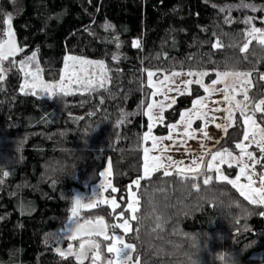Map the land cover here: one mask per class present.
Here are the masks:
<instances>
[{"label": "trees", "instance_id": "1", "mask_svg": "<svg viewBox=\"0 0 264 264\" xmlns=\"http://www.w3.org/2000/svg\"><path fill=\"white\" fill-rule=\"evenodd\" d=\"M11 2L0 0V39L5 38L6 18L13 16L10 28L23 51L15 56L16 67L5 62L7 71L0 80V180L3 181L0 183V264H77L74 257L63 258L54 252L58 247L78 243L64 235L71 225L70 206L65 197L75 196L74 190H87L94 185L110 161L112 186L117 191L109 195L121 208L114 213L100 205L82 211L81 216L85 219L102 216L109 224L116 222L118 212L126 206L128 186L141 176L143 136L148 131L143 111L151 95L147 71L156 72L160 78L161 73L203 69L209 72L205 83L210 84L217 69L223 71L235 66L245 71L255 69L254 82L264 84V80L258 79V74L264 73V48L253 41L247 58L240 51L248 27L245 20L251 18L248 8L240 7L241 0ZM244 3L263 5L264 0H244ZM256 22L264 27L263 22ZM106 24L111 27L106 28ZM217 39L220 48L214 46ZM137 40L141 42L140 48L133 46ZM33 52L46 81L58 79L67 55L103 62L110 70L108 91L54 95L51 99L25 95L21 92L19 61ZM203 93V88L195 84L188 93L177 97L164 112V123L153 129V135L166 136L168 125L176 123L181 113ZM96 128L88 137L87 149H83L78 138ZM243 130L241 121L234 124L225 132L217 149L228 148L238 154L235 145L242 141ZM63 133L70 134L69 145L77 151L83 150L87 159L78 167L75 180L66 179L63 184L42 180L44 161L66 150ZM249 151L261 157V164L264 162L256 148ZM222 170L229 177L236 175L234 167ZM176 180L174 175L162 178V173H156L151 181H142L139 215L144 217V223L132 222L134 229H140L138 240L134 233L125 237V242L138 248L142 259L147 258L149 244L159 240L156 234L159 230H154L156 223L150 215L155 209L148 205L145 193L150 191L155 200L173 205L168 210L174 212L180 195ZM216 184L254 209L255 215L237 220L239 223L235 222L231 232L219 219L214 227L203 224L206 217L211 219L214 215L209 206L204 213L186 218L182 229L191 232L206 228L213 234L219 231L224 235V245L229 246L232 237V246L237 249L258 238L257 245L241 258L242 264H264L261 215L264 206L249 204L231 185ZM56 230L57 236L64 237L59 242L50 239ZM175 230L169 224L168 231ZM118 233L114 230V234ZM217 247L214 236L211 248L214 251ZM104 255L111 257L106 252ZM204 260L208 264L207 254Z\"/></svg>", "mask_w": 264, "mask_h": 264}, {"label": "snow or ice", "instance_id": "2", "mask_svg": "<svg viewBox=\"0 0 264 264\" xmlns=\"http://www.w3.org/2000/svg\"><path fill=\"white\" fill-rule=\"evenodd\" d=\"M240 7H251L254 11L257 10L254 6L244 3V0H241ZM260 10L264 11V9ZM226 22H230V20ZM245 23L252 25V19H246ZM105 27L109 28L111 25L106 24ZM4 36L6 38L0 39V80L4 79L3 73L7 71L4 67L5 62H9V67H16L15 56L23 51L22 48L17 47L14 33L10 27ZM244 36L245 42L240 46V51L245 54V58L250 53V46H253V41L256 42V45L264 48V29L250 26ZM133 46L140 48L141 42L139 40L134 41ZM214 46L217 48L222 46L219 39ZM19 71L24 76L21 91L25 95L34 96L40 93L48 96H69L76 93H95L101 89L108 91L107 86L111 79L110 70L106 68L103 62H93L72 55L65 57V71L59 82L50 83L43 79L35 52L19 61ZM255 74V69L245 71L235 66L226 67L223 71L217 69L215 71L217 78L211 81L209 87L201 79L209 75L207 70L172 71L170 74H165L162 79L158 77L156 72L147 71V87L153 89L151 97L163 96L164 100H151L143 111V115L147 117L149 122L148 131L144 134L143 140L152 141L151 147L142 149L143 174L128 186L126 206L118 212L116 217L120 221L118 223L109 224L102 216H97L95 219H85L81 216L83 210L98 208L101 204H109L113 212L117 213L121 205L117 203L115 198L105 199L101 192L98 198L85 203L77 197L70 208L72 217L78 218L74 221L76 227H71L68 230L69 234L66 239L78 243L76 246L69 244L66 251L57 249L59 255L63 258L72 256L77 264H85V261H90L91 264H143L142 255L138 248L130 242H125V237L134 233V238L139 239L140 229L139 227L134 229L132 223L134 221L139 225V220L144 219L139 215V190L142 187V181H151L156 173H162V178L174 175L180 180L193 181L196 186L201 183L208 185L213 181L226 183L231 185L249 204L264 206V173L258 174L256 171V166L261 164V159H257L253 152L249 151V147L255 145L264 158V126H262L264 125V94L255 96L252 94ZM185 77L186 79H182ZM258 79L264 80V73H259ZM192 84L200 85L205 93L222 94L223 102L227 104V107L223 109L219 107L209 108L206 104L208 97L195 99L191 110L182 112L177 123L168 125V136L157 138L152 135L153 126L157 123H164L163 110L166 107L164 101L169 100L168 93L172 91L183 93ZM181 85L184 87L182 88ZM173 103H175L174 98L170 100L167 106L171 107ZM220 111L227 113L229 125L237 124L240 120L243 121V141L235 145L239 149V156H234L228 148L210 152L205 145H202L201 154L193 155L187 164L183 159H175L169 154L171 148L165 146L163 141H171L172 145L179 147L186 144L188 140L194 139L196 130L193 128V116L197 120L203 121V127L199 131L205 138H208L207 125L215 120V113ZM236 113H239V116H236ZM121 115L126 116L127 114L122 113ZM216 127L220 128L221 124H216ZM185 151L190 152L191 150L185 148ZM208 156L210 159H206ZM223 164H227L229 168L233 167V164L238 167L239 172L234 179H230L221 169ZM111 174V166L100 173L105 178L100 185L101 190L117 191L108 178ZM4 175L7 176L8 173L5 172ZM0 183L3 181L0 180ZM261 215L264 216V212ZM70 222L72 223V221ZM159 227V224H156L154 230H159ZM117 229L122 230L124 235L114 234V230ZM61 239L64 237L58 236V242ZM109 241L110 243H108ZM105 244L107 253L112 254L111 257L104 255ZM86 245L92 247L93 250L82 257L78 253L82 252ZM123 249L130 251L121 258Z\"/></svg>", "mask_w": 264, "mask_h": 264}, {"label": "clouds", "instance_id": "3", "mask_svg": "<svg viewBox=\"0 0 264 264\" xmlns=\"http://www.w3.org/2000/svg\"><path fill=\"white\" fill-rule=\"evenodd\" d=\"M96 130L97 128L87 132L82 138H78L83 149H87L88 137ZM69 135V133H63L61 137L66 150L59 156L53 155L44 161L42 180L63 184L66 179L75 180L77 178V169L85 163L87 157L83 150L77 151L69 145ZM174 183L178 185L180 194L177 198L178 206H175L174 212L168 210L173 205L164 203V200H155L150 191L145 193L148 205L155 209L150 215L160 227L156 233L159 240L155 244H149L147 258L143 259V264H205V254L208 256V264H242L241 258L257 245L258 238L250 241L248 246H240L237 249L232 246V237L231 244L225 246L223 242L224 235L219 231L213 234L205 228L190 232L182 229V222L188 217L204 213L205 209L211 206L214 215L211 219L206 217L203 224L214 227L215 221L219 219L232 232L237 220L253 217L255 210L241 202L228 189L217 185L215 181L208 185L201 183L198 186L193 181L180 179H177ZM76 198V196L66 195L65 199L68 201L70 208ZM76 219L78 218L72 217L71 214L68 217L69 222L72 221L73 228L76 227L74 223ZM143 223L144 219H140L139 224L143 225ZM169 224L176 230L169 232ZM52 232L53 236L50 239L55 242L58 239L55 234L57 230ZM214 236L219 247L213 251L211 244ZM170 237L173 238L170 239ZM92 250V247L86 245L85 249L78 254L83 257Z\"/></svg>", "mask_w": 264, "mask_h": 264}, {"label": "rangeland", "instance_id": "4", "mask_svg": "<svg viewBox=\"0 0 264 264\" xmlns=\"http://www.w3.org/2000/svg\"><path fill=\"white\" fill-rule=\"evenodd\" d=\"M12 2H13V0H12ZM252 6H254L257 10L254 11L251 7H248V10L251 12L252 25H248L247 24V26H248L247 29L250 26H255V27L264 29V27L258 26V24L256 22V20H258V21L264 23V16H263V18H261L260 16H257L258 13L264 15V11H261L260 10V9H264V4L263 5H252ZM12 18H13V16H11V15H9L6 18V20H5V25H6L5 26V32L9 29V27H11ZM6 21H7V23H6ZM67 56H69V55H67ZM83 59H85V58H83ZM91 61H93V60H91ZM93 62H100V61H93ZM64 71H65V58L63 60V64H62V67H61V70H60V75H59L58 79L56 81H47V82H50V83L59 82L60 79H61V76L64 74ZM168 74H170V73H168ZM164 75L165 74H162L161 73L160 74V79H162ZM20 76H21V85H22L24 83V76H23V73L21 71H20ZM182 79H186V77L185 78H182ZM201 79H202V82L206 86H209V87L211 86V83L210 84H206L205 83L206 76L205 77H202ZM192 85H195V84H192ZM192 85H189L188 88H187V90L184 91L183 93H179V92H176V91H172V92H169L168 93L169 100L168 101H164L165 104H166V107L163 110V116H164V112L167 109L170 108V107L167 106V104L170 102V100L173 99V98L176 99L177 97H179V96H181L183 94L188 93L190 91V88H191ZM181 87L183 88L184 85H181ZM152 91H153V89H151V92ZM203 91H204V89H203ZM252 94L254 96L255 95H258V94H264V84L263 83H261V84L260 83H255L254 82L253 83V86H252ZM38 96H44L47 99H51L54 95L53 96H48V95H45L43 93H40V94H38ZM205 97H208L209 98L206 101V104H207V106L209 108L219 107V108L223 109V108H226L227 107V104L223 102V97H222V94H220V93H211V92L205 93V91H204L203 95L201 97H199L198 99H203ZM153 99L164 100V97L163 96L151 97V95H150V98H149L148 102H150ZM171 106H172V104H171ZM191 109H192V106L189 109L184 110L183 112L189 111ZM236 116H239V113H236ZM215 117H216L215 120L212 121V122H210V123H208V125H207L206 131L208 132V138H205L203 136V134L199 131V129L201 127H203V121L197 120L193 116V128L196 130L195 131V138L194 139H191V140H188L186 144H184L182 146H179V147L177 145H172V142L171 141H167V140L163 141V143H164L165 146H168V147L171 148V151L169 152V154L172 155L175 159H178V160L179 159H183L185 161V163L187 164V163L190 162V160L193 157V155H199V154H201V152L203 150L202 149V145H205L206 148H207V150H209L210 152L219 151L217 149L219 142L222 140L225 132L229 128H231L234 124L229 125L227 123V113L224 112V111L216 112L215 113ZM179 120H180V118H179ZM240 121L243 123L242 120H240ZM147 122H148V119H147ZM218 123L221 124V127L220 128H217L216 127V124H218ZM160 125H162V124H160V123L155 124L153 126V129L156 128L157 126H160ZM153 129H152V132H153ZM243 129H244V126H243ZM152 135H153V133H152ZM168 135H169V133L166 136H168ZM173 135H175V133H173ZM162 137H165V136H162ZM157 138H160V137H157ZM242 141H243V139H242ZM151 143H152L151 140L143 141V146L144 147H151ZM244 143H247V142L244 141ZM251 147L256 148L255 145H251L249 148H251ZM185 148H188L191 151L190 152H186L185 151ZM256 150H258V149L256 148ZM239 154L240 153H238V154H234L233 153L234 156H239ZM254 156L257 159H261V157H257L255 154H254ZM206 159H210V156L206 157ZM260 165H262V168H259V165L256 166V171H257L258 174L259 173H264V162L262 164H260ZM109 166H111L110 161H107L104 169L101 172H104L106 169L109 168ZM142 166H143V155H142ZM224 167H228V165L227 164L221 165V169H223ZM233 167L236 169V175H237L238 172H239V169H238V167L235 166V164H233ZM100 173H99V179H98V181L94 185L90 186L87 190H85V189L82 190V191L81 190H74L73 193L75 195L81 193L83 195V200L82 201H84V202H88V201H90V200H92L94 198H98L101 192H102V194H103V196H104L105 199H109V200L110 199H113L114 197H112V195H109V193H113L111 191V189L101 190V186L100 185L104 182V179L105 178L103 176H101ZM111 173H112V171H111ZM142 174H143V172L141 170V175ZM213 175H214V173H213ZM111 176H112V174H111ZM111 176L108 177L110 180H111ZM229 178L230 179H234L235 177H229ZM242 182H243V180H242ZM127 192H128V188H127ZM101 205H105L108 208H110V210H112V208H111V206L109 204H101ZM87 210H89V209H87ZM83 211H85V210H83ZM263 218H264V216H263ZM118 222H120V221H118V219H117L115 223H118ZM117 230L119 231V233L116 234V235H124V233L122 232V230H119V229H117ZM109 243H110V241H109ZM73 246H76V244H73ZM67 248H68V245L65 246V247H58V248L54 249V252L57 254L58 253L57 249H61V250L66 251ZM129 251H130L129 249H123L122 252H121V258H123L124 255L127 254ZM103 252H106L107 253L106 244H105V246L103 248ZM110 256H112V254H110Z\"/></svg>", "mask_w": 264, "mask_h": 264}, {"label": "water", "instance_id": "5", "mask_svg": "<svg viewBox=\"0 0 264 264\" xmlns=\"http://www.w3.org/2000/svg\"><path fill=\"white\" fill-rule=\"evenodd\" d=\"M13 32V31H12ZM14 33V32H13ZM6 38V37H5ZM14 39H15V42H16V45H17V47H18V43H17V39H16V36H15V34H14ZM19 53H17L16 54V56L18 55ZM76 197H78V198H81V195L80 194H76L75 195ZM72 227V223H71V225H70V227L64 232V235H65V238H66V236L69 234V229Z\"/></svg>", "mask_w": 264, "mask_h": 264}, {"label": "crops", "instance_id": "6", "mask_svg": "<svg viewBox=\"0 0 264 264\" xmlns=\"http://www.w3.org/2000/svg\"><path fill=\"white\" fill-rule=\"evenodd\" d=\"M81 195V200H83V195L81 193H79ZM127 199H128V192H127Z\"/></svg>", "mask_w": 264, "mask_h": 264}]
</instances>
